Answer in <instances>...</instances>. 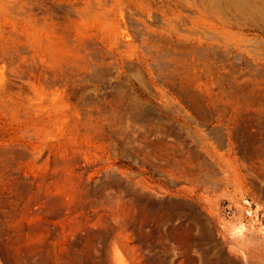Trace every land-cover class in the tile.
Masks as SVG:
<instances>
[{
    "label": "rangeland",
    "instance_id": "1",
    "mask_svg": "<svg viewBox=\"0 0 264 264\" xmlns=\"http://www.w3.org/2000/svg\"><path fill=\"white\" fill-rule=\"evenodd\" d=\"M202 1L225 43L180 79L165 44L117 59L87 0H0V264H264V0ZM127 2L121 43L217 24Z\"/></svg>",
    "mask_w": 264,
    "mask_h": 264
},
{
    "label": "bare ground",
    "instance_id": "2",
    "mask_svg": "<svg viewBox=\"0 0 264 264\" xmlns=\"http://www.w3.org/2000/svg\"><path fill=\"white\" fill-rule=\"evenodd\" d=\"M169 1L172 4V7H169L172 14H174L173 11H178V12L186 11L188 14H192L194 16L207 15V16L217 18L216 19L217 24L209 25L208 23H204L200 27L195 26V25L185 26L186 28L184 30H181L179 25L178 26L176 25V28L177 27L179 28L172 29L171 26H172V22H174L173 21L174 18L169 14L163 13L162 17L158 18V22L156 21L153 25L150 24L152 26L144 28L143 31L140 30V35L138 39H133L130 37L128 38V40H125L126 42L122 41L124 43H121L120 40H121V28L122 27L120 25L122 22L125 24V20H123L124 17L122 16L121 12H118L117 15L115 16H112V17L110 16L116 11L117 8H120V5L122 4L123 0H109V1L108 0H87L83 8V16L85 18H97V17L108 18V25L110 26V29H111V37H110L112 38L111 43L114 46L115 55L118 56L117 59L122 58L125 60L127 59L126 57H128L129 59V56H139L140 57L139 60L141 64L146 67V65L148 66L149 58H153L154 59L153 61H155V63L157 61L154 58V57H157V55L151 52L150 50L162 49L161 48L162 45L165 44L168 47H172V51L170 53L168 52L169 53L168 55L170 56L171 60L172 59L175 60L176 63L174 67L172 66L173 68H171L170 66L171 69L168 68L169 65L165 67L164 74L166 73L169 76H174L175 78L177 77L180 79L199 78L202 75V73L206 74L208 71H210V64L208 62L206 64L201 63L202 65H204L202 66V65H199L200 62L199 64L198 62L194 63L190 60H187L185 57L189 55H193L196 52H197L196 55H198V50L200 53L201 49H204V48L209 49L211 45L213 44H219V45L224 44L225 43V19L219 14H216L213 11V9H211L210 7H207L206 5H204L202 0H169ZM127 5L130 7L139 8L142 11L144 10L147 11L149 8H151L150 0H147L145 3L142 2L141 0H128ZM158 7L161 8L162 10L161 6H158ZM164 15L165 16L167 15V17H165ZM134 19L136 20L135 17ZM199 20H200L199 17L197 19H192L191 23L193 24L197 23ZM232 35L233 34L230 33L227 36V38L232 39L231 38ZM201 52L203 53V51ZM204 54H206V52H204ZM206 56L208 55H205L204 57L208 59ZM206 61H209V60H206ZM150 65L149 67L153 66V65L151 66ZM200 66L201 68H199ZM153 72L154 71H152V74ZM168 78L170 79V77ZM208 89L209 88H207L206 86H204L203 88H198L199 91H204Z\"/></svg>",
    "mask_w": 264,
    "mask_h": 264
},
{
    "label": "crops",
    "instance_id": "3",
    "mask_svg": "<svg viewBox=\"0 0 264 264\" xmlns=\"http://www.w3.org/2000/svg\"><path fill=\"white\" fill-rule=\"evenodd\" d=\"M109 1V0H108ZM110 3V2H109ZM113 16V14H111V16L110 17H112Z\"/></svg>",
    "mask_w": 264,
    "mask_h": 264
}]
</instances>
